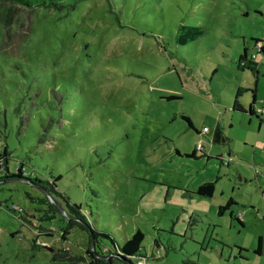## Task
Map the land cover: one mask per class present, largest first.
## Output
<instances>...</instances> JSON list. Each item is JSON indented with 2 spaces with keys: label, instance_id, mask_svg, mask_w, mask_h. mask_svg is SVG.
<instances>
[{
  "label": "rangeland",
  "instance_id": "374dc122",
  "mask_svg": "<svg viewBox=\"0 0 264 264\" xmlns=\"http://www.w3.org/2000/svg\"><path fill=\"white\" fill-rule=\"evenodd\" d=\"M62 1H0V147L11 169L21 160L39 179L59 175L58 189L119 244L140 229L145 263L264 264V121L232 109L238 86L250 102L244 86L255 82L264 106V0ZM8 5L15 12L2 15ZM186 26L199 34L180 44ZM243 46L257 73L239 68ZM217 127L223 141H213ZM215 178L211 196L194 193ZM27 193L44 194L24 179L0 183V264H70L52 248L85 254L87 232L61 238V214L37 236L7 208L32 212ZM233 245L247 249L242 258Z\"/></svg>",
  "mask_w": 264,
  "mask_h": 264
},
{
  "label": "trees",
  "instance_id": "16d2710c",
  "mask_svg": "<svg viewBox=\"0 0 264 264\" xmlns=\"http://www.w3.org/2000/svg\"><path fill=\"white\" fill-rule=\"evenodd\" d=\"M7 1L12 5H21L28 8H35L36 6L43 5L44 7H55L60 8L64 5L62 0H0ZM70 7H74V4H71ZM16 7L10 5L5 6L2 9L1 14L5 16H11L15 11ZM199 34L198 27L186 26L182 28V31L177 36V42L182 44L186 37L194 38ZM255 44L261 42L258 39H253ZM260 52H264V45L261 44L258 47ZM256 56V53L250 54L247 56L246 47L243 46L242 52L238 54V66L239 68H249L250 71L257 73L256 62L253 61V57ZM238 94V92L236 93ZM255 92H253L252 100H254ZM186 119L187 124L192 127V124L189 118L185 115H182ZM53 118L47 120L46 125L42 126V132L38 136L39 141H44L46 132L48 128L53 123ZM178 154H181L177 150ZM195 150H192L190 153L184 155L194 157ZM11 156V150L8 148L7 144L0 147V183H4L10 180L24 179L39 189L44 193L42 196L34 197L27 193V197L31 199L32 202H37L39 205L35 206L32 209V212L26 211L25 209L19 207L18 205L11 204L7 205V208L14 211L16 216L27 223L34 226L36 229V235H51L54 228L46 226L43 222L53 221L57 214H61V217L65 219V224L60 227V236L61 238H66V234L72 228H79L85 230L88 235L87 247L85 249V254H76L72 253L68 248L63 249H51V258L53 260H66L70 264L80 263L83 264H137L138 260H143L147 258L144 254L141 253L140 249L142 247L143 232L140 229H136L131 233V235L123 240L122 243H117L114 241L108 232L98 229L92 221H89V218L86 216V213L81 209L80 204L75 202H70L69 198L58 189L57 179L60 178L59 175L53 177L51 180L39 179L36 176L28 174L24 169V162L17 161L13 169H11L9 164V158ZM214 180L203 181L198 184L194 193L211 196L214 187ZM229 201L233 203V199L229 198ZM62 207V209L60 208ZM90 211V210H89ZM91 213V211L89 212ZM237 221L243 225V223L237 218ZM104 239H108L110 245L103 243ZM156 246L155 251L157 252L156 258L161 257V245H158L156 239H154ZM33 245L36 247L39 244L36 242V239H33ZM236 250V252L233 251ZM247 251L246 248L242 246L233 245L232 248L229 247V254L235 253L234 257H241L243 252ZM262 251V236H257L256 245L253 248V253L260 254ZM161 254V255H160ZM242 258V257H241ZM185 264H198L195 260L185 259Z\"/></svg>",
  "mask_w": 264,
  "mask_h": 264
},
{
  "label": "flooded vegetation",
  "instance_id": "af4514ba",
  "mask_svg": "<svg viewBox=\"0 0 264 264\" xmlns=\"http://www.w3.org/2000/svg\"><path fill=\"white\" fill-rule=\"evenodd\" d=\"M252 73H254V72H252ZM256 79H257V77H256ZM244 89H247V90L252 89V92H255L254 100L251 99L250 102H243L242 100H239V97H241V92H242L243 88L241 86H238L237 91H236V93L238 92V94L235 95V98H234V101L232 104V109L233 110H240L242 112H248L250 114H254L255 116L258 117L260 122L264 121V106L255 107L256 82L254 83V85L252 87L250 84L244 86ZM252 95H253V93H252ZM214 131L217 134V137L219 139L218 141H223L225 139V137L222 136L221 131L219 130V127H217ZM229 198H231V197H229ZM229 198H227L223 204L218 205V214H222L224 212V210L229 208V206L232 204V202L229 201ZM233 203H234V201H233ZM261 253H262V251H261Z\"/></svg>",
  "mask_w": 264,
  "mask_h": 264
},
{
  "label": "built area",
  "instance_id": "2783aa9c",
  "mask_svg": "<svg viewBox=\"0 0 264 264\" xmlns=\"http://www.w3.org/2000/svg\"><path fill=\"white\" fill-rule=\"evenodd\" d=\"M205 130H207V127H206V126L203 127V131H205ZM137 264H144V263H143V260H141V259L138 260V261H137Z\"/></svg>",
  "mask_w": 264,
  "mask_h": 264
},
{
  "label": "water",
  "instance_id": "95a60500",
  "mask_svg": "<svg viewBox=\"0 0 264 264\" xmlns=\"http://www.w3.org/2000/svg\"><path fill=\"white\" fill-rule=\"evenodd\" d=\"M219 139H218V137H217V134H216V132L214 131V137H213V141H218ZM61 209H62V207H60Z\"/></svg>",
  "mask_w": 264,
  "mask_h": 264
},
{
  "label": "crops",
  "instance_id": "0c3cea01",
  "mask_svg": "<svg viewBox=\"0 0 264 264\" xmlns=\"http://www.w3.org/2000/svg\"><path fill=\"white\" fill-rule=\"evenodd\" d=\"M264 45V44H263Z\"/></svg>",
  "mask_w": 264,
  "mask_h": 264
}]
</instances>
